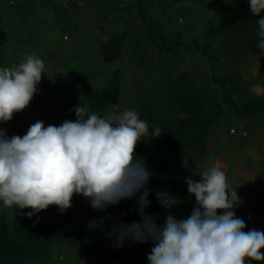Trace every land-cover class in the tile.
Returning a JSON list of instances; mask_svg holds the SVG:
<instances>
[{
	"label": "trees",
	"instance_id": "16d2710c",
	"mask_svg": "<svg viewBox=\"0 0 264 264\" xmlns=\"http://www.w3.org/2000/svg\"><path fill=\"white\" fill-rule=\"evenodd\" d=\"M51 1L53 0H44V8ZM81 1L57 0L54 2L55 12L51 13V18L53 16L62 18L66 13L70 14L73 10L70 8H80ZM220 1L214 6L213 14L210 16V26L205 25V20L202 18L200 34L194 36L188 44L200 55V58L202 57L206 70L189 69L177 74L174 77L173 86L165 95L159 92L161 87L156 81L153 89L156 97L154 96L152 103H157L156 98L167 97L161 102L158 101L156 110L149 108V105L146 106L149 109H145L141 118L148 122L150 133L154 130V125L161 129L160 137L145 136L144 140L138 142L136 146L137 156L146 161L152 172L147 185L152 193L149 196L151 205L147 211L154 215L158 214L160 223L163 222L168 212L158 202L156 190L169 192L176 197L179 204L174 206L171 211L177 218H187L195 205V197L188 193L185 180L188 177H193L199 181L201 177L191 169L178 166L181 151L190 149L193 152L192 162H197L208 151L211 130L217 127L219 121L226 118L229 110L237 111L243 116L264 111V97L259 95H253L243 103L236 101V98L244 97L239 87L236 86L238 79L236 73L238 72L235 70L234 74L230 67H224L223 70L226 74L219 75L220 57L218 52H212L216 47L218 49L216 51L229 53L234 58L238 56L237 48L240 46L252 54L263 53L264 50L258 47L260 38L256 33L258 30L257 21L264 17V12L260 16H253L248 0ZM198 2L202 4V7L205 4V0H198ZM10 5H16L15 1ZM23 7L27 9V5ZM43 13L44 11L41 10L39 14ZM147 23L149 21L144 23V26L141 23L142 39H139L140 41L135 44L132 42L134 38L130 37L129 33L120 31L112 32L107 36V39L104 38L100 43L103 63L106 65L104 69L114 67L112 76L101 88L93 90L89 97L72 95L64 100L62 107L53 98L55 93L57 94L56 90L54 92L44 89L42 92L44 94L34 95L30 106L14 114L12 121L15 131L27 132L28 128L37 120L44 124L47 123L44 118H40L41 112L57 121L70 120L68 117L62 116L61 111L52 116L49 111L52 105L59 106L64 110H73L84 103L97 115L115 109L125 95L126 82L128 83L130 80L139 82L140 80L143 87V81H146L145 76L150 71V65L156 62V55H151L148 51L153 45L161 52L162 56L169 53L175 61V57L179 54L184 43L183 35L176 40L171 38L165 41L158 40L156 36L159 28L154 24ZM207 38H210V42L202 46L201 40ZM224 42H230L231 49L222 48L221 44ZM37 45L39 44L37 43ZM156 77L155 75L157 80ZM230 79L233 86L229 87L228 80ZM173 87H180L179 92L173 93ZM44 102H47L50 107L48 105L43 107ZM172 111L188 115L178 118L175 122L170 116ZM22 114L27 117L20 126ZM259 201L255 204L246 201L245 212L236 213L245 221V231L251 229L264 231V201ZM7 209L11 212L0 213V264H36L40 259L47 255L50 256L49 253L52 252L53 247L60 243L74 245L82 253L89 257L93 255L97 260L112 259L120 264H148L147 255L154 246L150 241L140 244L129 240L123 247H114L115 237L110 238L109 235H105L101 227L95 229L88 227L89 221L99 219L98 215L104 217L105 223H109L111 228L120 222L130 224L139 221L136 200L122 201L105 212H98L90 206L87 199L84 201L80 195L74 194L72 207L64 213H60L57 206L50 205L47 210L41 211L31 219L26 215L27 212L32 211L31 208L20 210L18 206H13L7 207ZM218 212H223V210H218ZM261 252L264 254V249ZM98 263L96 261V264ZM250 264H264V262L251 260Z\"/></svg>",
	"mask_w": 264,
	"mask_h": 264
},
{
	"label": "clouds",
	"instance_id": "9594fccd",
	"mask_svg": "<svg viewBox=\"0 0 264 264\" xmlns=\"http://www.w3.org/2000/svg\"><path fill=\"white\" fill-rule=\"evenodd\" d=\"M253 16L264 12V0H248ZM258 47L264 50V17L258 21ZM45 74L43 60L24 54L15 66L0 67V125L26 109ZM76 120L59 126L37 120L23 135L8 136L0 128V202L5 207L31 208L34 215L55 205L60 213L72 207L73 196L86 198L90 206L105 212L122 201L136 200L140 220L112 226L109 237L114 247L126 241L152 242L148 264H250L264 262V231L246 229L235 209L243 201L216 166L199 173L200 180H185L195 205L187 218H177L172 208L176 197L156 190L168 214L162 223L147 209L152 194L147 185L152 172L136 154L145 136H161L159 126L150 133L148 122L134 110L101 116L82 103L75 107ZM223 210V212H218ZM39 222V221H37ZM105 223L91 220L90 229Z\"/></svg>",
	"mask_w": 264,
	"mask_h": 264
},
{
	"label": "rangeland",
	"instance_id": "374dc122",
	"mask_svg": "<svg viewBox=\"0 0 264 264\" xmlns=\"http://www.w3.org/2000/svg\"><path fill=\"white\" fill-rule=\"evenodd\" d=\"M13 1L16 5L11 6ZM56 1L49 2L44 8V0H10V3L9 0H0V67L15 66L24 58V54L39 56L45 64V74L37 86V96L44 94V89L56 90L57 94L53 98L61 107L64 100L72 95L91 96L93 90L101 88L113 74L114 67L104 69L106 65L103 63L100 43L112 32L120 31L129 33L135 44L142 39L141 23L144 26L147 21V24H154L159 28L156 36L158 40H176L183 35L182 48L174 61L169 53L162 56L156 46L150 47L148 51L151 55H156V62L150 65L143 87L140 80L126 82V92L118 107L101 116L134 110L141 119L145 109L156 110L158 101L167 97L161 96L156 98L157 103H152V99L156 97L153 92L156 81L161 87L159 92L165 95L173 86L177 74L189 69L206 70L202 57L188 44L194 36L200 34L202 18L205 25L210 26V16L220 0H205L203 7L198 0H82L80 8H70L73 9L70 14L66 13L62 18H51ZM24 5H27V9ZM41 10L44 11L43 14H39ZM207 42H210V38L201 40V45L204 46ZM221 46L225 50L231 49L230 42H224ZM216 50L218 49L214 47L212 52H218L220 57L219 75L226 74L224 67H230L234 74L235 70L238 72L236 86L244 94L243 98H236L238 103L245 102L253 95L264 97V52L252 54L238 46V56L233 58L229 53ZM231 81L228 80L229 87L233 86ZM179 89L180 87H173L172 92L177 93ZM44 103L43 107H50L47 102ZM148 105L149 108L146 107ZM49 111L52 116L61 111L62 116L76 120L72 110L52 105ZM170 114L175 122L188 115L177 111ZM21 116L20 126L27 117L23 114ZM40 118L47 121L45 126H59L64 122L57 121L44 112H41ZM216 126L210 132L209 148L203 158L192 162L193 152L190 149L182 150L178 166L198 174L212 166L223 170L228 184L237 188L243 201L235 209L236 213L242 214L247 208L246 201L253 204L259 200L264 201V111L243 116L237 111L229 110L226 118ZM0 128L6 129L10 137L26 133L16 132L12 120L0 125ZM81 198L84 201L86 199L83 196ZM6 211L11 212L0 202V213ZM97 218L100 219L101 216L98 215ZM100 227L105 235L111 231L109 223ZM49 254L51 255L40 259L36 264H96V261L98 264H120L112 259L97 260L93 255L90 258L68 243L55 245Z\"/></svg>",
	"mask_w": 264,
	"mask_h": 264
}]
</instances>
